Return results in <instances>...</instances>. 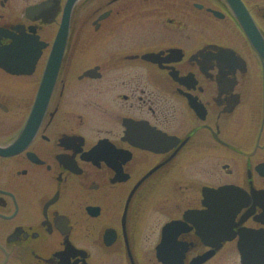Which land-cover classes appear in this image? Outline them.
<instances>
[{
    "label": "flooded vegetation",
    "instance_id": "1",
    "mask_svg": "<svg viewBox=\"0 0 264 264\" xmlns=\"http://www.w3.org/2000/svg\"><path fill=\"white\" fill-rule=\"evenodd\" d=\"M263 241L264 0H0V264H264Z\"/></svg>",
    "mask_w": 264,
    "mask_h": 264
},
{
    "label": "rangeland",
    "instance_id": "2",
    "mask_svg": "<svg viewBox=\"0 0 264 264\" xmlns=\"http://www.w3.org/2000/svg\"><path fill=\"white\" fill-rule=\"evenodd\" d=\"M193 172H194V170L192 169V170H190V172L188 174H193ZM159 189H161V190H159L158 192H161V193H158V194H160V195L163 194L164 196L169 198V200L177 199L179 194L181 193V185L175 184L172 180H170L168 183L162 185V187H160ZM155 196H157V195H155ZM184 207H187V205L183 204L182 208H184ZM173 215H174V213L173 214L171 213V214L168 215V214L163 213L161 211H155L154 214H153L154 226L159 228L160 225L164 221H166L167 219L171 218ZM158 237L159 236L155 237L154 242L158 239ZM232 247H233L232 256L230 254V257H233L232 263L233 264H239L238 261H237V258H238L237 249L234 246H232ZM225 252H226V250L222 251L219 256H223ZM153 253H154V251H153ZM226 254H227V252H226ZM156 263L159 264L157 261H156Z\"/></svg>",
    "mask_w": 264,
    "mask_h": 264
},
{
    "label": "water",
    "instance_id": "3",
    "mask_svg": "<svg viewBox=\"0 0 264 264\" xmlns=\"http://www.w3.org/2000/svg\"><path fill=\"white\" fill-rule=\"evenodd\" d=\"M242 21H243V23H244V25H245V28H246V30L248 31V33H249L251 39H252V42L255 44V46H256L259 50L262 51V45H263L262 43H263V41L260 40L255 25H253V26H252V25H249L248 22H247V20H246L245 18H242ZM45 82L48 83V81H45ZM44 87H46V84H45V83H44ZM173 223H174V222H173ZM169 225H170V224H169ZM172 225H173V224H172ZM174 225H176V224H174ZM250 248H251L250 245H245V246L243 247V249H244L245 252L250 251ZM260 249H261L262 251H264V245H263V244L260 245ZM158 255H159V257H160L161 259H163L161 249H159V251H158Z\"/></svg>",
    "mask_w": 264,
    "mask_h": 264
}]
</instances>
